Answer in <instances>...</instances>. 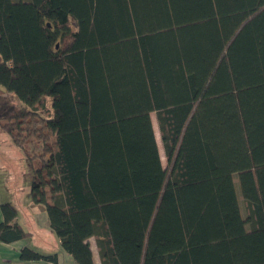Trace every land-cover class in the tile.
<instances>
[{"label":"trees","instance_id":"obj_1","mask_svg":"<svg viewBox=\"0 0 264 264\" xmlns=\"http://www.w3.org/2000/svg\"><path fill=\"white\" fill-rule=\"evenodd\" d=\"M0 129L76 264H264V0H0Z\"/></svg>","mask_w":264,"mask_h":264},{"label":"rangeland","instance_id":"obj_2","mask_svg":"<svg viewBox=\"0 0 264 264\" xmlns=\"http://www.w3.org/2000/svg\"><path fill=\"white\" fill-rule=\"evenodd\" d=\"M11 98L14 105L23 107V104L14 96H11ZM50 103V98L45 97V108L39 111V113L46 118H48V110H51ZM150 117L161 161L162 164L165 165L164 153L155 114L151 113ZM31 180L32 170L28 158L12 143L9 135L0 129V205L5 203L11 204V206L19 213L18 215L21 222L29 218L30 214L33 212L31 208H26L27 204L30 203L32 205L30 194ZM237 185L238 184H236V186ZM236 186H234L236 192L235 214L238 219L241 218L242 220L245 219L246 214L243 201ZM89 242L94 255L97 257L98 255L94 239L91 238Z\"/></svg>","mask_w":264,"mask_h":264},{"label":"crops","instance_id":"obj_3","mask_svg":"<svg viewBox=\"0 0 264 264\" xmlns=\"http://www.w3.org/2000/svg\"><path fill=\"white\" fill-rule=\"evenodd\" d=\"M26 208H31L33 212L30 217L21 222L19 213L15 222L21 226L29 236L26 239L3 243L0 241V264H76L71 255L64 252L60 247V241L57 236L50 230L49 221L46 211L38 205H26ZM3 220L0 213V222ZM30 248L42 256H50L56 254V261L50 260H21L20 251L24 248ZM92 250V248H91ZM93 253V250H92ZM94 264H100L98 256L93 253Z\"/></svg>","mask_w":264,"mask_h":264}]
</instances>
